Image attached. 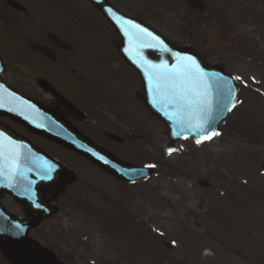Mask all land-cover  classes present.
Instances as JSON below:
<instances>
[{
	"label": "rangeland",
	"instance_id": "1",
	"mask_svg": "<svg viewBox=\"0 0 264 264\" xmlns=\"http://www.w3.org/2000/svg\"><path fill=\"white\" fill-rule=\"evenodd\" d=\"M5 1L0 0V50L32 83L50 75L47 60L25 47L24 35L40 39L34 22L62 37H74V31L64 29L70 21L59 17L62 9L97 20L84 0H18L34 9L30 21L9 10ZM203 1L208 8L200 17L185 0H111L125 14L143 18L174 43L194 47L208 62L241 77L240 103L219 125L220 135L200 144L180 140L164 155L161 149L170 143L167 128L143 106L139 138L132 143L99 135L95 121L106 118L82 123L80 129L88 137L125 162L155 165L149 178L136 184L113 178L51 140L32 137L77 176L49 191L47 198L58 210L30 232L58 258L70 257L67 264H264V0ZM86 27L82 48H95L91 32L108 29ZM77 64L89 85L72 77L66 84L79 102L97 101L94 92L103 83L98 71L91 63ZM11 72L5 77H12ZM119 135L130 140L126 133ZM203 179L212 186H200ZM4 204L27 216L12 196L6 195ZM163 240L175 241L173 248Z\"/></svg>",
	"mask_w": 264,
	"mask_h": 264
},
{
	"label": "water",
	"instance_id": "2",
	"mask_svg": "<svg viewBox=\"0 0 264 264\" xmlns=\"http://www.w3.org/2000/svg\"><path fill=\"white\" fill-rule=\"evenodd\" d=\"M88 1L94 7L99 8L104 16L107 17L108 21L111 22L113 27H115L118 37L120 38V40L116 43V47L119 50L120 55L126 59L132 68L137 70L141 80L143 81L144 92L139 95L140 99L145 103V105H147L154 115L158 116L162 122L165 123L168 128V133L172 143L165 146L163 148V152L165 154H170V152L174 150L173 143L180 141V139L193 138L195 141H197V138H199L201 141L208 140L203 134L198 136L197 133L193 130H190L187 125H182L174 119H169L168 114H172L175 111L173 107H170L166 103L162 104L159 101H157L156 105L154 106V96L153 93L149 91L150 86L145 75L144 67L138 66V64L135 62L140 59V57L136 54L140 49L138 48L137 43L130 41L129 38L125 36L116 17H123L125 20L133 21L135 24L141 25L142 27L153 32L156 36H159L160 39H162L174 52L195 57L200 63V66L206 72L210 74L218 73L226 78L231 79L233 86L236 88L238 96L239 87L234 77L229 76L223 66L211 64L208 65L203 56L197 53L193 48H185L175 45L166 36L161 35L154 28L146 25L143 21L141 22L137 18L124 15L109 0ZM187 2H189L190 5L195 9L197 8L204 11L207 7V4H205L202 0H187ZM7 5L11 8L13 7L21 11L28 10L25 8V6L19 4L15 0H8ZM109 9L112 10L111 14L108 11ZM35 46L39 48V50L44 54L48 53L47 49L42 45L33 44V47ZM142 55L145 59L156 64H159L162 61H167L169 66H173L176 63L169 53L159 52L152 48H143ZM3 70L4 66L1 63L0 58V85H2L4 89V91H0V97H2L3 103V107H0V116L7 115L16 121L18 120L19 122L23 123L27 128H30L35 133L41 134L45 138L52 139L60 145L62 144L66 148L71 150L73 149L82 156L84 155L86 158L97 163L99 167L109 172L115 178L117 177L118 179H122L124 181H137L139 178L148 177L153 172V169L150 167H136L130 163H125L118 157H114L106 149L97 146L88 137H85L75 126L70 124L63 116L59 115L53 109L49 107L47 108L38 101H34L29 96H25L16 89L14 90L13 88L3 84L1 76ZM212 83L215 84V81H212ZM227 105L228 100L226 97L216 93L214 111L212 114L213 123L211 127L214 128V130L218 133V126L232 111H228ZM0 128L3 129L1 123ZM9 133L12 135L11 131ZM176 133H179V135H176ZM110 136L121 141V139L116 135ZM27 143H29V147L25 152L28 163L22 159V155L19 151L12 152L8 149L3 150L0 148V153H2V155H0V162H2V164L8 163L9 160L11 162H19L23 168H27L28 172H31L33 175V177L29 175L31 181L25 189H13L12 187L4 189L0 188V193L3 191L14 194L18 198L19 202L26 205L28 215H30L31 218H34L32 221L17 219L15 216L9 214L3 208V206L0 205L1 215L5 216L7 219L6 223H3V225L10 229V226L14 227V225L19 224L24 230L19 236L12 234L16 231L15 229L11 231L9 230L8 234L0 232V247L4 249L11 259H14L16 262L21 264H31V257L33 255L41 257L49 256V253L46 249L40 247L36 241L32 240L28 236L29 231L32 229V227L37 225L42 220V218L52 216L57 210L54 206L52 207L50 205V200L45 201L48 194L47 192L52 188H57L59 185H63L65 179L68 181H73V179L76 177V175L68 170L64 165H61L53 158H50L46 153L38 149L32 142L28 140ZM170 149L171 151H169ZM98 156H103L104 160L99 159ZM105 160H107L108 163H105ZM45 162H50L57 166L54 173V178L52 180L42 179ZM10 167L11 164L2 167L4 169V174L6 173L5 171ZM262 168L264 170V163L262 164ZM200 184H202V186H210L205 180L201 181ZM36 204H40L41 207L37 208L35 206ZM165 244L172 248V245L168 242H165Z\"/></svg>",
	"mask_w": 264,
	"mask_h": 264
},
{
	"label": "flooded vegetation",
	"instance_id": "3",
	"mask_svg": "<svg viewBox=\"0 0 264 264\" xmlns=\"http://www.w3.org/2000/svg\"><path fill=\"white\" fill-rule=\"evenodd\" d=\"M90 7L96 12L97 16L95 18L97 20L87 16V14L79 13L78 11L71 13L67 9L61 10L59 17L70 21V24L66 23V25H64L65 31L66 29H68V32L74 31L75 35L74 37L68 35L62 37L53 32L54 35L65 43L55 41L53 37L49 35V33H52L51 31L44 30V26L34 22L33 25L38 26L41 31L40 39L38 41L36 40V42L45 46L50 53L46 56L43 55L37 49H33L28 41H24L25 47L47 60L50 67L48 70L50 75L47 80L38 78L33 83L31 82L33 85L31 86L28 82L29 79L24 76L25 74L22 75L16 68H13V64L6 56V62L12 70L9 75L12 77L7 78L4 76V80L7 84L14 87L16 86L25 93H34L35 96H37L36 99H39L46 106L53 107L74 125H80L87 119L106 118V121L98 122L97 124V131L100 135L109 137V133H126L131 135L129 138L130 141H133L138 138L136 132L141 126L140 111L142 103L138 97L137 74L129 67L124 59H121L119 56L118 50L115 47V43L118 40L116 33L108 25L106 19L101 15V12L91 5ZM17 14L21 17H25L28 21L34 18V14L29 11L23 13L18 11ZM92 24L97 27L104 26L108 30L105 33L101 30L97 33L91 32L95 39V48L84 49L82 48V44H84L86 40L84 32L89 29L86 26ZM23 38L26 39V36L24 35ZM1 54H3L2 51ZM79 60L91 63L98 71L99 77L103 82L102 86L97 88L94 92L97 101H90L85 98L83 102H79L78 99L74 97V91L70 90V86L66 84L72 77L78 83L89 85V83H87L86 72L77 64ZM4 75H7V73H4ZM54 76L60 78L62 84L57 83ZM15 77L18 81L14 83L13 80ZM62 77L65 78V82L62 81ZM44 92L46 95H49L48 99L45 98ZM64 100L75 105L79 111L69 107L65 104ZM81 114L85 115L86 119L82 118ZM0 121L3 126H5L4 128L12 129L23 138L33 140V137L37 139V134L33 133L29 128H26L22 123L8 116H1ZM108 121H110L111 124H109ZM107 124L111 127L109 128ZM123 143L125 144V142ZM5 196L6 194L4 193L0 195V203L4 206ZM58 259L64 263L66 262L65 259L53 255L52 258L46 259L45 262L36 260L35 264H58ZM0 264L18 263L11 260L3 249L0 248Z\"/></svg>",
	"mask_w": 264,
	"mask_h": 264
},
{
	"label": "snow or ice",
	"instance_id": "4",
	"mask_svg": "<svg viewBox=\"0 0 264 264\" xmlns=\"http://www.w3.org/2000/svg\"><path fill=\"white\" fill-rule=\"evenodd\" d=\"M108 11L110 14L112 13L111 9ZM116 19L125 36L130 41L137 43L140 49L136 53L140 59L135 62L138 66L144 67L150 86L149 91L154 96V106L159 101L162 104L166 103L173 107L175 111L172 114H168L169 119H174L182 125H187L198 136L203 134L206 139L211 140L213 136L220 135L211 127L215 95L219 93L226 97L228 100V111L235 108L240 101L232 80L218 73L210 74L206 72L195 57L174 52L159 36H156L141 25L125 20L123 17H116ZM143 48H152L159 52L169 53L176 63L173 66H169L167 61H162L159 64L153 63L143 57ZM234 79L240 81L241 77L237 76ZM212 81H215V84ZM0 91H4L2 85H0ZM0 107H3L2 97H0ZM176 135H179V133H176ZM0 139H7L10 144L16 143L2 132H0ZM196 142L199 144L201 140L197 138ZM98 158L104 160L103 156H98ZM105 163H108V161L105 160ZM146 167L154 168L155 165H147ZM56 168L55 164L45 162L42 179L52 180ZM0 175H4L3 168H0ZM11 186L9 185V187ZM35 206L37 208L41 207L40 204ZM14 228L16 231L12 234L16 236H19L24 231L19 224L14 225ZM5 231L8 230L0 228V232ZM172 243L174 244L175 241Z\"/></svg>",
	"mask_w": 264,
	"mask_h": 264
},
{
	"label": "bare ground",
	"instance_id": "5",
	"mask_svg": "<svg viewBox=\"0 0 264 264\" xmlns=\"http://www.w3.org/2000/svg\"><path fill=\"white\" fill-rule=\"evenodd\" d=\"M208 251H206V253H207Z\"/></svg>",
	"mask_w": 264,
	"mask_h": 264
}]
</instances>
